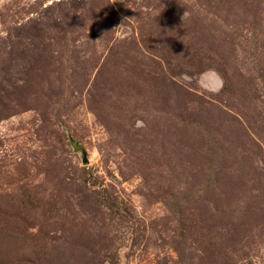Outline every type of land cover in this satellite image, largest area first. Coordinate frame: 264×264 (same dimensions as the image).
<instances>
[{
  "label": "rangeland",
  "instance_id": "rangeland-1",
  "mask_svg": "<svg viewBox=\"0 0 264 264\" xmlns=\"http://www.w3.org/2000/svg\"><path fill=\"white\" fill-rule=\"evenodd\" d=\"M0 264H264V0H0Z\"/></svg>",
  "mask_w": 264,
  "mask_h": 264
}]
</instances>
